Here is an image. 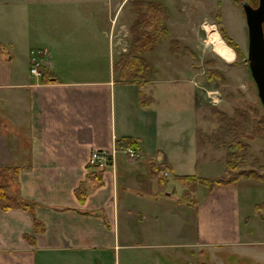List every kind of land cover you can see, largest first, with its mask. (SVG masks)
I'll list each match as a JSON object with an SVG mask.
<instances>
[{
	"label": "crops",
	"instance_id": "obj_1",
	"mask_svg": "<svg viewBox=\"0 0 264 264\" xmlns=\"http://www.w3.org/2000/svg\"><path fill=\"white\" fill-rule=\"evenodd\" d=\"M128 2L0 0V171L16 174L11 189L30 204L0 209V264H119L130 247L154 250L145 264H180L186 248L244 253L245 244H264V220L241 210L240 180L198 187L193 209L182 199L175 176L213 178L198 159L204 171L217 161L223 174L225 156L199 140L190 107H170L175 93L159 71L165 39L142 55L144 80L119 81V24L134 20ZM169 23L168 13V32ZM208 40L216 53L233 50ZM36 50L46 51L39 80L29 73ZM124 139L136 143L138 158L117 146ZM93 151L106 153L103 166L90 162ZM164 217L174 228L160 230Z\"/></svg>",
	"mask_w": 264,
	"mask_h": 264
},
{
	"label": "rangeland",
	"instance_id": "obj_2",
	"mask_svg": "<svg viewBox=\"0 0 264 264\" xmlns=\"http://www.w3.org/2000/svg\"><path fill=\"white\" fill-rule=\"evenodd\" d=\"M157 1L163 4L165 2L164 6L166 5L165 7H167L170 15V32H168L167 38L160 42V52L162 50L164 51V59H161L164 67L162 66L159 70L161 72L160 75L163 77L161 80L171 82L168 85V89L173 90L175 93V99L173 96L171 98L175 102H169L172 109L176 107L179 109V112H185L190 107L196 113L199 140L204 145L207 143L211 144L212 136L218 131V127L221 124L218 121L215 111H221L233 117L235 116L236 110H246L249 113L250 121L262 115L264 109L257 97L256 87L245 61L247 54V27L240 4L234 3L232 0ZM241 1H247L249 4L254 5V7L257 3V0H252V2L239 0V2ZM131 5L132 0H129L128 4H125L126 13L128 12L127 6L130 7ZM131 11L133 19L135 20L136 15L133 9ZM125 15L128 18L127 20L131 19L130 14L127 15L124 13L123 17L126 18ZM123 20L125 21L124 18ZM134 20L131 23L119 24V44L117 48L119 51L124 49L120 56V65L123 64L124 57L130 49L132 38L131 26ZM219 22L240 48V56H235L233 50L225 54L215 52L214 46L208 40L207 27H214L217 31L216 25ZM126 40H129V46ZM171 41H174L175 44L173 43L171 45ZM210 69L218 70L223 76V79H216L214 82H209L207 80V72ZM151 74L147 75V80H150L152 77ZM179 87L180 90L178 91L177 89ZM190 88L191 92L189 91ZM164 97L166 101V93ZM261 133L263 136L247 142L250 149L248 151L245 169H254L258 172L264 171V131ZM204 137H207L208 141H205L203 139ZM200 151L203 153L204 149L201 148ZM219 151V153L214 154L215 157L225 156L226 150ZM198 163L203 168L200 172L205 174L206 177L214 178L224 175V173H221V166L217 164V161L214 167L205 168V171L202 157L198 159ZM239 180L240 184H238L237 189L242 207L241 210L245 216L255 219V216L253 217L255 214V206L260 204L264 198V182L253 178H249V180L242 178ZM177 186L181 187L180 185ZM254 186L257 187L254 188ZM178 187L177 190H179ZM200 189L203 188L199 187ZM203 191L206 190L203 189ZM200 195L199 198L201 197ZM185 203L183 201V204ZM190 204L191 206H188L193 209L194 205L192 203ZM261 210L264 213V209ZM147 223L150 222H145V224ZM159 228L162 231H165V229L169 230L170 228H174V223L164 217L159 223ZM254 235L258 238V235ZM133 240L134 246L142 243V240L138 237H134ZM258 240L259 238L255 239V241ZM243 247L246 249L245 252L243 251L244 253H239L237 248L227 247H211L209 250L198 249L196 251L192 250L193 252H190L189 248H186L181 252L179 262L180 264H264V244H245ZM144 248L130 247L126 250L123 249L121 252H126L128 255L125 254L123 257V253H121L119 264H125V256L134 264L141 262L145 264L151 261L153 259L151 253L154 250ZM169 256V254L165 255L167 261L169 260Z\"/></svg>",
	"mask_w": 264,
	"mask_h": 264
},
{
	"label": "trees",
	"instance_id": "obj_3",
	"mask_svg": "<svg viewBox=\"0 0 264 264\" xmlns=\"http://www.w3.org/2000/svg\"><path fill=\"white\" fill-rule=\"evenodd\" d=\"M232 1L240 4L239 0ZM248 1L252 2V0ZM132 8L136 19L131 26L130 49L121 65L122 74L118 77L119 81L144 80V76L149 72L150 68L142 55L151 52L160 40L168 36L166 24L168 13L162 2L157 0H132ZM216 27L224 43L232 48L237 56H240V48L223 25L219 22ZM170 43L172 45L174 41ZM207 73L209 82L223 79L218 70L210 69ZM44 76L45 73L42 72L43 79ZM215 113H217L218 121L221 124L218 127V131L213 134L210 143L215 150H226L224 175L214 178H201L195 175L175 176V179L185 188L182 192V199L189 203L194 201V192L200 186L212 191L216 187L233 185L242 178H253L264 182V171L258 172L254 169L244 168L250 149L247 142L263 136L261 132L264 131V113L253 119V121H250L249 113L246 110H236L233 117L221 111H215ZM203 139L208 141L207 137ZM125 145L133 150L136 149V143L129 139L122 140L121 144L117 143V146L120 147H125ZM156 175L162 182L159 172ZM15 177L16 174L11 173L9 168L1 169L0 171V209L3 211L12 208H30V204L13 193L11 189L12 184L16 181ZM80 191V189L77 190V194L80 195ZM261 209H264V203L255 206V214L264 220V213H262Z\"/></svg>",
	"mask_w": 264,
	"mask_h": 264
},
{
	"label": "water",
	"instance_id": "obj_4",
	"mask_svg": "<svg viewBox=\"0 0 264 264\" xmlns=\"http://www.w3.org/2000/svg\"><path fill=\"white\" fill-rule=\"evenodd\" d=\"M247 27L246 63L255 84L257 97L264 109V0L255 7L247 1L240 2Z\"/></svg>",
	"mask_w": 264,
	"mask_h": 264
},
{
	"label": "built area",
	"instance_id": "obj_5",
	"mask_svg": "<svg viewBox=\"0 0 264 264\" xmlns=\"http://www.w3.org/2000/svg\"><path fill=\"white\" fill-rule=\"evenodd\" d=\"M46 54L45 50H36L31 52L30 55V66H29V73L31 77H33L35 80H39L42 77V59L43 56ZM125 154L129 156V158L136 159L138 158L139 154L137 151L133 150L132 148H125L124 149ZM104 152L99 151H93L90 157V162L92 164H96L97 166H103L105 163V155Z\"/></svg>",
	"mask_w": 264,
	"mask_h": 264
},
{
	"label": "bare ground",
	"instance_id": "obj_6",
	"mask_svg": "<svg viewBox=\"0 0 264 264\" xmlns=\"http://www.w3.org/2000/svg\"><path fill=\"white\" fill-rule=\"evenodd\" d=\"M208 34L210 35L212 41L214 43H216V47L218 48H222L223 47V44H222V41L217 33V31L215 30V28L211 29L208 31Z\"/></svg>",
	"mask_w": 264,
	"mask_h": 264
},
{
	"label": "flooded vegetation",
	"instance_id": "obj_7",
	"mask_svg": "<svg viewBox=\"0 0 264 264\" xmlns=\"http://www.w3.org/2000/svg\"><path fill=\"white\" fill-rule=\"evenodd\" d=\"M257 2V1H256ZM249 3V2H248ZM251 6H253L254 7V5H252V4H250ZM256 5H257V3H256Z\"/></svg>",
	"mask_w": 264,
	"mask_h": 264
}]
</instances>
